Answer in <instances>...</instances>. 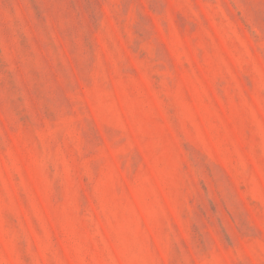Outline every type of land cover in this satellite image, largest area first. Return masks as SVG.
Segmentation results:
<instances>
[{
  "label": "rangeland",
  "instance_id": "rangeland-1",
  "mask_svg": "<svg viewBox=\"0 0 264 264\" xmlns=\"http://www.w3.org/2000/svg\"><path fill=\"white\" fill-rule=\"evenodd\" d=\"M0 264H264V0H0Z\"/></svg>",
  "mask_w": 264,
  "mask_h": 264
}]
</instances>
